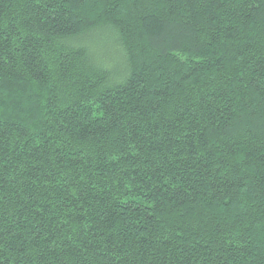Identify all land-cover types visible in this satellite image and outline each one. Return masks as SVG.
Segmentation results:
<instances>
[{"label": "trees", "instance_id": "trees-1", "mask_svg": "<svg viewBox=\"0 0 264 264\" xmlns=\"http://www.w3.org/2000/svg\"><path fill=\"white\" fill-rule=\"evenodd\" d=\"M0 264H264V0H0Z\"/></svg>", "mask_w": 264, "mask_h": 264}]
</instances>
